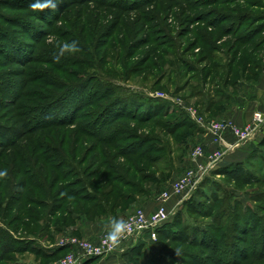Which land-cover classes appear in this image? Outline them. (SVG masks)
I'll use <instances>...</instances> for the list:
<instances>
[{"label":"rangeland","instance_id":"rangeland-1","mask_svg":"<svg viewBox=\"0 0 264 264\" xmlns=\"http://www.w3.org/2000/svg\"><path fill=\"white\" fill-rule=\"evenodd\" d=\"M36 2L0 0V264H59L65 237L155 209L214 148L188 108L225 120L264 69V0ZM250 141L172 198L155 241L79 264H264V127Z\"/></svg>","mask_w":264,"mask_h":264},{"label":"built area","instance_id":"built-area-1","mask_svg":"<svg viewBox=\"0 0 264 264\" xmlns=\"http://www.w3.org/2000/svg\"><path fill=\"white\" fill-rule=\"evenodd\" d=\"M188 111L191 118L204 130L214 148L205 154L201 146L194 147L191 152V159L194 161L193 166L178 175L170 183L169 188L157 196L158 204L155 209L148 212L144 208L137 207L132 210L124 218L123 222L126 227L119 233L116 240H109L107 238L108 233L101 234L96 241L82 240L76 237L62 239V245L75 249L76 252L66 253L59 264H79L83 260L92 257L123 253L132 247L138 239L145 236L149 240L155 241L157 230L170 217L167 205L172 198L181 194L187 188L193 187L210 168L236 147L253 139L264 127V114L261 112H254L249 123L239 126L231 119L204 121L200 116H197L194 110L188 108ZM229 135L234 137V142L227 139ZM201 158H206V164L200 162Z\"/></svg>","mask_w":264,"mask_h":264},{"label":"crops","instance_id":"crops-1","mask_svg":"<svg viewBox=\"0 0 264 264\" xmlns=\"http://www.w3.org/2000/svg\"><path fill=\"white\" fill-rule=\"evenodd\" d=\"M227 98L218 101L221 110L216 113L217 118L231 119L237 125L243 126L249 123L254 112H261L264 114V69L261 70L257 79H245L239 82L230 93H225ZM220 104V105H219ZM209 113H211L209 111ZM202 141V140H201ZM208 141L207 139L205 142ZM252 147L251 141L243 144L239 149L232 152L243 155L250 151ZM212 144H209V149ZM146 208L154 207L152 203H145Z\"/></svg>","mask_w":264,"mask_h":264},{"label":"clouds","instance_id":"clouds-1","mask_svg":"<svg viewBox=\"0 0 264 264\" xmlns=\"http://www.w3.org/2000/svg\"><path fill=\"white\" fill-rule=\"evenodd\" d=\"M48 6H51L52 8H55V4L52 3V0H44L43 3L39 2V0H37L36 3H33L31 5V7L33 8H44V7H48ZM69 47H74V45H65L64 48L67 49ZM63 51V50H62ZM126 225L123 221H116L114 222V228H113V231L109 232L108 233V239L109 240H116L118 238V235L120 232H122L124 229H125Z\"/></svg>","mask_w":264,"mask_h":264},{"label":"trees","instance_id":"trees-1","mask_svg":"<svg viewBox=\"0 0 264 264\" xmlns=\"http://www.w3.org/2000/svg\"><path fill=\"white\" fill-rule=\"evenodd\" d=\"M261 70H262V69H261ZM257 75H259V73H258ZM211 106H212V105L207 106V107H206V110H207V111L209 110V111L211 112V110H210V109H211ZM142 156H143V155H142ZM223 172L226 173V172H228V171H223ZM115 180H116V179H115ZM109 181H110V179H109V180H106V184L109 183ZM127 184H128V183H127ZM132 187H133V186H132ZM63 191H64V190H63ZM103 193H104V192H103ZM109 193H110V191H109ZM73 194H75V193H73ZM104 194H105V193H104ZM118 194H119V196H120V195L122 194L121 191H120ZM130 195H131L130 193H129V194L127 193V194H125V195L123 194V198L131 199V198H130ZM71 196H73V197H71V198H74V199L76 198L75 195H72V194H71ZM128 196H129V197H128ZM87 199H88V196H86V195H83L82 197H79V201H82V202H87ZM102 204H105V202H103ZM99 205H100L99 203H96V205H94V206H95L96 208H99V207H98ZM107 205H108V204H107ZM21 209H23V207H20L18 210L20 211ZM18 210H17V211H18ZM23 210L25 211V213H28V212L30 213V210H31V209H30V208H29V209H26V208H25V209H23ZM69 211H70V210H69ZM84 211H85V210H84ZM86 212L88 213V211H86ZM86 212H84L85 215L87 214ZM65 214L67 215V212H66ZM65 221H66V220H65ZM163 228H164V227L161 226V227L157 230V234H158V235L162 232V229H163ZM185 240H186L185 242L188 241V239H186V238H185ZM194 242H198V241L190 240L189 243H190V244H194ZM200 244H202V243L200 242ZM65 249H69V247H66ZM65 249L63 248V249H61V250H65ZM94 258H96V257H92L91 259H94Z\"/></svg>","mask_w":264,"mask_h":264}]
</instances>
